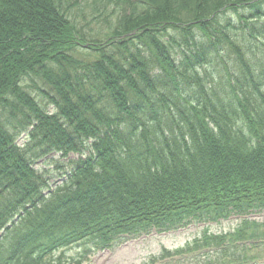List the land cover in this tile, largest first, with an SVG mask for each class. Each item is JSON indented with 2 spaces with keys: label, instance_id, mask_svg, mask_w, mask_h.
Instances as JSON below:
<instances>
[{
  "label": "trees",
  "instance_id": "1",
  "mask_svg": "<svg viewBox=\"0 0 264 264\" xmlns=\"http://www.w3.org/2000/svg\"><path fill=\"white\" fill-rule=\"evenodd\" d=\"M86 1L117 8L109 33L70 0H0L4 264L264 212V0Z\"/></svg>",
  "mask_w": 264,
  "mask_h": 264
},
{
  "label": "rangeland",
  "instance_id": "2",
  "mask_svg": "<svg viewBox=\"0 0 264 264\" xmlns=\"http://www.w3.org/2000/svg\"><path fill=\"white\" fill-rule=\"evenodd\" d=\"M70 2L75 6L70 15L76 19L86 36L101 37L100 34L109 33L110 27L117 23V8L110 6L104 8L103 3H99V6L92 5L91 1L86 0ZM96 10H100L101 13ZM26 135L17 140L19 146L28 144L29 139ZM71 158L67 162L76 159L77 156ZM60 163L66 165V162L61 160L57 166L53 164L49 167L53 170L52 182L61 174ZM44 165L45 162H41L37 164L36 169H44ZM215 215L217 214L213 213L202 220L186 221L183 227L171 233L152 232L149 237L130 241L115 250H97L92 245L85 244L73 245L45 257L41 264H264V235H261L264 233V227L259 228L264 222V213L256 214L254 216L257 220L256 226H250L253 232L255 229L260 234L259 240L257 235L251 239H256L262 244L252 251L243 243L249 235L242 238V235L236 234L242 227V220L234 217L236 216L234 214L213 219ZM247 232L251 235L252 229ZM220 237L225 239L222 240ZM239 237L241 238L236 239ZM241 243L243 246H238ZM220 247L227 249L221 251ZM7 248H10L9 245L0 250V264L5 262ZM211 250L212 252H208Z\"/></svg>",
  "mask_w": 264,
  "mask_h": 264
}]
</instances>
